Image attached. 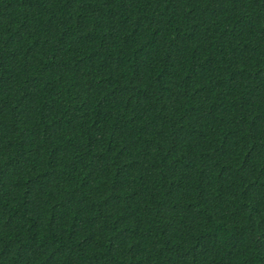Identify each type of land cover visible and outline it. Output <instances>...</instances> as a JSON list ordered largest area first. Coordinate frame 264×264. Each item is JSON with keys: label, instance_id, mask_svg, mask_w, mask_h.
Masks as SVG:
<instances>
[{"label": "trees", "instance_id": "trees-1", "mask_svg": "<svg viewBox=\"0 0 264 264\" xmlns=\"http://www.w3.org/2000/svg\"><path fill=\"white\" fill-rule=\"evenodd\" d=\"M0 264H264V0H0Z\"/></svg>", "mask_w": 264, "mask_h": 264}]
</instances>
